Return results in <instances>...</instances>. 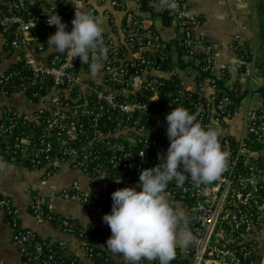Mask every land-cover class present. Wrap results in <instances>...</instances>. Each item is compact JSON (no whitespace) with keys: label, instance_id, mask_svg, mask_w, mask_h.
<instances>
[{"label":"built area","instance_id":"2783aa9c","mask_svg":"<svg viewBox=\"0 0 264 264\" xmlns=\"http://www.w3.org/2000/svg\"><path fill=\"white\" fill-rule=\"evenodd\" d=\"M135 1L120 29L104 31L109 51L93 75L89 64L48 44L57 30L47 23L48 14L57 12L71 31L76 10L97 15L88 0H0V90L22 93L35 106L22 111L0 102V159L42 170L43 182L68 165L91 178L142 185L141 171L159 164L161 154L166 159V117L182 105L218 132L228 160L211 184L197 187L187 173L182 186L169 183V199L186 211L193 236L187 247H177L170 264H264V148H255L264 143V84L247 59L253 51L237 34L238 59L220 62L190 0H175L174 10L155 0L149 11ZM113 5L125 9L123 0ZM166 11L172 14L169 26L182 37L163 36L143 16L162 19L153 12ZM232 70L253 86L246 95L255 99L240 136L229 132L241 104L230 94L241 88L240 82L229 84ZM207 86L212 93L205 92ZM113 192L90 193L74 179L53 195H33L29 211L77 238L91 264L98 258L102 264H128L107 247L109 236L55 211L54 200L61 198L108 214ZM0 208L13 229L20 264H82L65 245L24 226L20 208L1 192Z\"/></svg>","mask_w":264,"mask_h":264},{"label":"clouds","instance_id":"9594fccd","mask_svg":"<svg viewBox=\"0 0 264 264\" xmlns=\"http://www.w3.org/2000/svg\"><path fill=\"white\" fill-rule=\"evenodd\" d=\"M159 6L174 10L176 3L159 0ZM47 23L57 27L48 44L89 64L93 75L102 69L109 49L99 16L76 10L71 31L66 30L67 25L57 12L48 14ZM166 119L171 141L166 159L161 154L159 164L141 171V190L131 186L115 190L112 211L103 217L112 233L107 247L114 254H122L128 264H140L145 259L149 264H170L177 247L192 243L186 211L170 201L168 185L175 181L182 186L187 179L185 173L197 187L211 184L227 165L228 153L222 148L218 132L197 122L189 109L177 106Z\"/></svg>","mask_w":264,"mask_h":264},{"label":"crops","instance_id":"0c3cea01","mask_svg":"<svg viewBox=\"0 0 264 264\" xmlns=\"http://www.w3.org/2000/svg\"><path fill=\"white\" fill-rule=\"evenodd\" d=\"M71 1V0H69ZM89 4L96 8L97 16L102 20L104 31L116 32L121 28L125 12L135 10V0H123L125 9L113 5V0H88ZM192 12L202 19L200 26L211 45L213 53L220 62L234 63L238 59L235 47V36L242 35V43L248 45L253 51L257 45L258 30L254 16V7L250 0H190ZM144 18L154 22L159 32L170 37L182 35L174 31L173 27L166 26L159 17L154 18L149 12L143 14ZM259 60V59H257ZM259 62V61H258ZM258 62L252 60V67L259 84H264V78L258 72ZM243 90H249V82L240 77L236 70L231 71L230 85L239 83ZM229 85V86H230ZM205 92L212 93L208 86ZM0 102L15 106L19 110H32L35 106L28 102L22 93L6 95L0 91ZM255 103V99L245 95L235 117L230 122L229 132L240 136L243 132L244 117L247 111ZM264 154V149L261 151ZM74 179H80L83 187L90 193H96L101 189L117 190L124 187H136L142 189V185L130 182L126 179L115 181H103L82 173L66 165L46 182L42 179V170L29 169L23 165L10 163L0 159V192L12 198L21 210V220L24 226L35 230L39 235L54 238L76 254L82 264H91L87 259L81 242L69 234L64 233L51 222L35 218L29 211V203L33 195H53L63 187L69 186ZM55 211L78 220L81 224L92 225L107 236H111V229L104 222V213L101 210L85 209L77 200H64L55 198ZM13 229L6 222V218L0 208V264H20V256L17 246L12 241ZM119 260H126L122 254L116 255Z\"/></svg>","mask_w":264,"mask_h":264},{"label":"trees","instance_id":"16d2710c","mask_svg":"<svg viewBox=\"0 0 264 264\" xmlns=\"http://www.w3.org/2000/svg\"><path fill=\"white\" fill-rule=\"evenodd\" d=\"M155 0H142V9L145 11H149L151 10V6L153 5ZM259 14L262 17V15L264 14V0H259ZM153 15L156 17L158 15H160L162 17L163 23L166 26H169L171 24V17L172 14L170 11H166L164 13H159V12H153ZM259 31H258V40L262 43H264V18L262 20H260L259 22ZM176 40V39H175ZM248 47V45H247ZM247 59L252 61L253 60V52L247 55ZM258 72L259 74L264 78V57L261 58L258 62ZM221 86L225 87L226 86L223 83H220ZM260 90H262V92H264V88H261ZM248 93V90H241L240 87H236L235 90H231L230 94L233 98V100L235 101L236 104H239L240 101L242 100V98ZM256 149H263L264 148V143H257L255 145ZM98 230V229H97ZM100 232V231H99ZM104 261L102 258H98L96 260V263L94 264H102Z\"/></svg>","mask_w":264,"mask_h":264},{"label":"rangeland","instance_id":"374dc122","mask_svg":"<svg viewBox=\"0 0 264 264\" xmlns=\"http://www.w3.org/2000/svg\"><path fill=\"white\" fill-rule=\"evenodd\" d=\"M253 7H254V16H255V21L257 24V30L259 31V22L260 20H262L264 18V14L262 15V17L259 14V0H250ZM255 50L253 51V62L256 63L258 62L261 58L264 57V43L260 42L259 40H257V45L255 46ZM259 59V60H257ZM257 64V63H256ZM2 92V90H0Z\"/></svg>","mask_w":264,"mask_h":264}]
</instances>
